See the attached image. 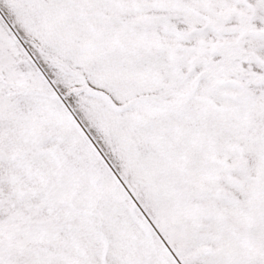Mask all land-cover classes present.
I'll list each match as a JSON object with an SVG mask.
<instances>
[{"label":"snow or ice","instance_id":"6c2138e0","mask_svg":"<svg viewBox=\"0 0 264 264\" xmlns=\"http://www.w3.org/2000/svg\"><path fill=\"white\" fill-rule=\"evenodd\" d=\"M0 264H264V0H0Z\"/></svg>","mask_w":264,"mask_h":264}]
</instances>
